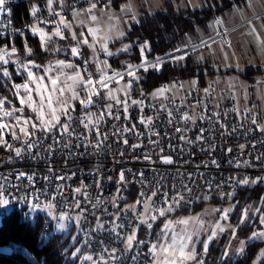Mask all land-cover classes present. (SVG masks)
<instances>
[{
    "label": "built area",
    "instance_id": "1",
    "mask_svg": "<svg viewBox=\"0 0 264 264\" xmlns=\"http://www.w3.org/2000/svg\"><path fill=\"white\" fill-rule=\"evenodd\" d=\"M116 1L121 0H99L97 5L106 7ZM93 2L96 0H53L49 7L48 0H8L9 13L0 15V21L3 22V26L0 27V37L15 39L21 35V32L31 30L32 25L40 29L56 30L57 23L63 19L70 27L66 28L61 24L60 31L62 35H68L73 30L77 35V39L73 40V46H76L77 40H82L76 25V17L82 9L90 6V3ZM25 5L28 9L26 16L22 8ZM33 7L37 9L35 15L32 14ZM224 33L225 31L222 30L221 34ZM175 49L181 51L176 52ZM175 49L149 59L154 61L156 57H161L166 62L171 61L167 54L183 55L185 58L196 50L192 45H183ZM80 51L82 56L77 57L80 70L84 73L86 68L94 81L99 80L101 77H97L92 69L86 44H81ZM85 59L89 61L87 65L83 63ZM113 73L124 74L125 72L110 70L104 76L112 77ZM120 79L119 76H116L108 81V85ZM193 81H195L194 84ZM170 85L175 88V91L168 89L166 95L160 98L147 96L137 89L132 90L128 95L130 99L127 113H124L120 105L112 103L115 105L113 111L120 110V119L114 120L105 117V122L101 125L102 128L112 133L117 128L123 129L125 126L131 127L135 124L136 131L124 133L122 137L109 135L108 140L98 151L88 148L85 152L82 146L76 148L74 145L78 141L72 138L73 146L70 149L58 148L50 156L41 152L39 158L32 159L27 155L23 158H16L11 149L2 145L4 154L0 160V181L3 177H7L10 181L5 197L9 200L7 206H13L12 209L20 208L27 218L44 217L47 228L53 225L49 213H53L56 218L61 212H67L74 217L79 211L78 209L73 211L59 203L50 211L40 207L36 208L39 209L37 212H32L31 205L36 202L35 196L39 194L40 190L51 192L56 184L65 183L55 179L59 175L71 176V179L66 181L70 187L65 193L69 204L72 202V189L79 187L81 183L87 186L88 197L93 203L97 197L103 201L98 206V210H93L91 204H85L83 197H79L82 201L81 206L87 207L89 212L96 211V215H101L104 208H107L108 212L116 211L112 207L111 201L116 195L117 188H121L123 196V199L118 203L121 208H126L128 205L136 203L141 191L148 193L149 189L154 190L156 181H161V192L153 198L157 206L160 204L164 191H167L169 196H174L177 191L182 192L184 200L175 210H192L200 200L204 199L205 195L225 199L228 197L227 193L235 195L248 187L264 185V181L248 185L236 183L244 177L249 178L250 181L256 177H264V131H261L264 128V109L257 106H238L235 99L221 91L217 83L213 81L202 82L197 77L177 78L171 82H163L159 87L168 88ZM101 92L104 94V89H101ZM131 100H143L142 109L140 105L131 104ZM103 104H109V99L106 96ZM76 108L74 116L81 114L82 106L76 105ZM89 110L96 112L97 107L91 106ZM169 112L172 113L171 118L168 116ZM184 114L192 119L182 120L181 116ZM125 115L131 119H125ZM141 116L152 117L153 123L151 125L140 124ZM169 119H171V123H169ZM254 119L255 124L253 123ZM177 128L180 131H176ZM201 129L204 130V140L196 141V137L201 134ZM79 130L83 131L82 128ZM155 133H159V135ZM181 135L196 142L186 143L185 140L180 139ZM3 138L13 148L21 146L19 141L12 139L10 132H6ZM124 138L129 141L127 145L122 143ZM151 141H158V143L153 144ZM50 142V140L44 141V143ZM133 144H139L140 147L132 148ZM213 145L214 147H212ZM241 145H244L243 149H241ZM161 148L163 152H161ZM145 155L151 156V160L143 159ZM164 155L171 156L173 163H163L161 156ZM9 156L13 157L11 161L8 159ZM213 159L217 162L216 164L211 163ZM245 161L248 163H244ZM238 163L239 166H237ZM49 168L54 171L50 173ZM129 169L131 171H128ZM120 171L125 172L130 183L125 185L117 183ZM18 172L28 175L35 174L34 186H29L26 177L17 179ZM139 172L144 173V178H146L144 184L140 182L142 178L139 175H134ZM73 173L75 175H72ZM109 176L112 179L109 180ZM44 177H49V180H45ZM49 181H51V186H49ZM97 183H99V187H97ZM183 185H188L191 192L185 191ZM21 197H27V199H21ZM46 202L47 198L41 196V205ZM2 209L0 207V213ZM143 210L142 205H136L137 212ZM86 215H88V219L80 222V229L86 227L89 222L95 223V218L92 215L87 213ZM128 215L131 216V212ZM165 216L159 217L153 226H156ZM102 218L109 219L107 213H103ZM141 229L146 234L148 233V229L144 226H141ZM106 235V233H100L99 237L103 238ZM137 237L145 241V244L140 246L143 249L141 261H144V264H151L153 257L148 253V239L141 236V231L137 232ZM79 238L84 240L81 231ZM84 253L94 254L95 258L100 254V246L95 241L91 246L84 244L83 252L79 255L83 256ZM127 255H131V253ZM145 256H147L146 261ZM77 264H91V262L78 259Z\"/></svg>",
    "mask_w": 264,
    "mask_h": 264
},
{
    "label": "snow or ice",
    "instance_id": "2",
    "mask_svg": "<svg viewBox=\"0 0 264 264\" xmlns=\"http://www.w3.org/2000/svg\"><path fill=\"white\" fill-rule=\"evenodd\" d=\"M8 0H0V15L9 13V8L7 7ZM49 7H51L53 0H48ZM99 0L96 2L90 3L87 12L91 13L92 10L97 8V4ZM37 9L33 7L32 14H36ZM58 15V14H57ZM91 19L95 21L97 17L95 15L91 16ZM63 24L64 27H70L69 24H66L63 19H61L57 23V29L54 35L61 37L64 36L60 31V25ZM3 26V22L0 21V27ZM31 31L36 34H40L41 38V46L44 47L47 40L50 38L47 33H45L42 29L36 27L35 25L31 26ZM93 31V30H89ZM23 35V32L20 33ZM81 36L83 33L80 34ZM123 35V33H121ZM72 39L76 40V33H72ZM88 40L85 38L83 40H77L76 46L71 47V55L73 57L82 56V52L80 51L81 44H88ZM129 45H125L123 49L120 51H127ZM149 43L145 41L142 45H140V51L143 53L148 50ZM47 50V49H45ZM106 55H113V53L109 52L105 47L103 49ZM176 52L181 51L180 49H175ZM17 52V49L12 46L11 48L5 47L0 49V74L3 77L10 78V73L5 65H8L11 61L12 56H14ZM25 53L30 56L32 54V49L27 46L25 43ZM168 58L171 60H183L184 56H175L172 54H167ZM18 63L17 74L19 75L21 71L27 73L28 82L24 84H14L12 87L15 89V95L19 98V102L22 106L31 107L33 112L36 113L35 118L33 117H24L23 115L15 116V123L12 125L6 123H0V145L11 149L14 152L16 158H23L25 155L30 156L32 159L39 158L41 152L47 153L49 156L53 154L58 148L70 149L72 145V138H75L78 143L74 146L76 148H80L81 146L85 149V152L88 148H93L95 150H100L104 143L108 140L109 135L122 137L124 133L127 132H135L136 125L133 124L131 127L125 126L123 129L117 128L114 132L109 133L108 131L102 128V123L105 122V117H109L114 120L120 119V110L116 109L113 111L115 105H120L123 108L124 113H127L129 106V99L127 92H125V99L120 100L116 98L111 90L107 93V98L115 101L114 104H103V100L105 99L104 94L101 92V89H106L108 87V81L113 79L116 76H119L121 79L123 75H127L131 77V79L127 82L126 88H130L131 84L134 80L139 79L136 75V72L140 69H143L147 72L149 69L160 70L162 65L165 63V60L161 57H156L154 61H148L146 57H143L141 63L139 65L133 66L128 65L124 74L121 73H113L112 77L101 76L99 80H93L92 75L87 72V69H84V73L77 72L75 77H69V79L78 80L79 83L83 86L82 91L86 94L81 98L79 92L73 90L71 100L78 101L79 105L82 106L81 114L74 116V113L77 111L76 105L69 103L67 100H61L59 103L61 107L59 108V113L57 108L53 107V99L51 95L45 97L43 95V89H45L46 85H41L39 81L43 80L44 77H35L32 69L40 67L36 65L34 61L27 60L24 62L13 61ZM57 65L72 67L71 64L65 65V61L58 60L56 61ZM85 65L89 63L87 59L83 61ZM85 76L87 78H85ZM33 81H36L35 91L39 96V100H35L33 98L32 92L33 88L29 87V84ZM195 81H193V84ZM51 84L55 86L57 84L56 79H51ZM19 89L24 90V94L21 95ZM51 91L59 92L61 95L63 94V89L53 88ZM164 89H157L156 92L152 93L153 96H158L163 93ZM6 103H11L7 97L0 98V110H2V115L4 117L14 116L16 112L23 113L24 107L15 108L13 107L11 110L3 109V105ZM131 104L140 105L141 109L143 107V100H131ZM91 106H96L97 111H90ZM168 116L171 118L172 113L169 112ZM47 117V118H46ZM63 117V121L61 120ZM125 119H131L128 115L124 116ZM181 119L184 121L192 119V117L184 114L181 116ZM75 121V123H74ZM140 124L143 125H151L153 123L152 117H144L141 116L139 120ZM169 123H171V119H169ZM255 124V119L253 120ZM82 128L83 131L79 129ZM5 130L10 131V135L13 140L19 141L21 146L13 148L11 144L8 143L7 140L3 138V132ZM176 131H180L179 128ZM186 131V129H185ZM235 131V129H233ZM264 131V128L261 129ZM201 134L196 137V141H203L204 130H200ZM40 133V135H37ZM94 134V135H93ZM142 135L143 133H139ZM159 135V133H155ZM181 140H185L186 143L192 144L196 141L186 139L184 135L180 136ZM50 140V143H44V141ZM153 144H157L158 141H151ZM122 143L128 144L129 141L124 138L122 139ZM132 148L140 147L139 144L131 145ZM214 147V145L212 146ZM241 149L244 148V145L240 146ZM231 151V149H228ZM161 152L163 149L161 148ZM83 154V153H81ZM123 155V153H121ZM9 161L13 159L12 156L8 157ZM145 160H151V156L145 155L143 157ZM259 159V157H257ZM161 160L163 163L171 164L173 163V159L169 155L161 156ZM212 164H216L217 162L213 159L211 161ZM244 163H248L245 161ZM218 166V165H217ZM239 166V163L237 164ZM54 170L49 168V172L52 173ZM128 171H131L130 169ZM34 175H28L24 172H18L16 174V178L20 179L21 177H26L29 182V186H34L35 180ZM72 175H75L73 173ZM134 175H139L141 179V183H145L144 173L139 172ZM45 180H49V177H44ZM58 181H64L65 183L56 184L54 190L51 192L47 190H40L39 194L35 196V203H32L31 207L33 209L43 207L47 210H52L56 207V204L59 203L62 206L66 205L70 210H79L76 212V215L70 216L67 212H61L58 219L61 221L59 224L60 229L65 228V224L63 221L74 219L77 224L80 222L87 221L88 215L90 214L95 218V223L92 224L89 222L86 227H82L80 229L83 232L84 240L83 243L86 246H91L92 242L95 241L100 246V254L95 256L94 254H88L80 256L78 254L81 253V248L76 247L75 251L71 252V256L73 258L82 259L83 261H90L91 264H144V261H141L140 257L143 254V249L140 247L145 244L144 240H140L137 237V232L141 231V226H144L146 229H152L153 223L159 218L163 217L168 213H171L175 210V208L179 207L181 201L184 200V196L182 192L177 191L174 196H169L167 191L162 193V199L160 200L159 206L153 201L154 197H157V194L161 192V181H156L154 185V190L149 189L148 193L141 191L139 197L136 200L134 205H128L126 208H121L118 201L123 199L121 194V188H117L116 195L113 196L111 204L112 207L116 209L114 212H108L107 208L103 209L101 215H96V211L89 212L87 207L81 206V199L79 197H83V202L85 204H91L93 210H98V206L103 203V201L97 197L95 202L93 203L91 199L88 197L87 186L81 183L79 187L72 189V202L69 204L68 199L65 195L67 189L70 187L66 181L71 179V176L68 175H59L55 177ZM108 179H112V177H108ZM259 181H264V177H256L253 180H249V178L244 177L236 183L240 185H248L249 183L255 184ZM126 177L124 171L119 172V178L117 183L119 185H125L130 183ZM10 181H8L7 177H3L2 181H0V207L7 206L9 204V200L6 197V193L8 192V186ZM49 186H51V181H49ZM97 187H99V183H97ZM174 187V186H173ZM211 187V185H209ZM219 187V186H218ZM183 189L185 191L191 192V188L188 185H183ZM232 193H227L228 197H231ZM46 197L47 202L41 205L40 197ZM21 199H27V197H21ZM264 200V198H262ZM136 205H142L143 211L137 212ZM251 206H249L250 208ZM249 208H246L240 218L239 223L243 224L248 217ZM221 212L220 219L227 221L229 219V212L231 208L217 210ZM131 212V216L128 213ZM103 213H107L109 219H103ZM123 213V216H122ZM255 213H260L259 215V223L264 226V212L261 211L260 208L255 209ZM254 213V215H255ZM182 224H187V220L179 221ZM171 221H168L164 224V228L162 232L167 234V230H169ZM228 227L232 228L231 237L229 240V244L225 246V250L221 253V260L225 257L231 258L234 255H243L247 246L256 240L264 241V227L259 230H255L251 233L250 236L247 237V240L239 239L236 233V228L232 227V225H228ZM225 231V227L222 226L219 222H217L208 235L207 239L202 241L203 243V254H207L209 251V243L217 237L219 233ZM100 233H106L107 235L103 238L99 237ZM93 234H96L95 236ZM76 237H73V240H76ZM191 236H177L173 234L171 237V242L167 245L165 244H149L148 245V253L152 255L153 260L151 264H185L186 261L196 260V264H205L202 256L197 260V254L195 251L194 245L189 247V243L191 242ZM236 240L237 245L235 247L232 246L231 241ZM79 242V241H77ZM131 255H127L130 254ZM163 255L164 260H160V256ZM145 261L147 260V256H145ZM254 264H264V249L261 250L260 255L257 257V260L254 261Z\"/></svg>",
    "mask_w": 264,
    "mask_h": 264
},
{
    "label": "rangeland",
    "instance_id": "3",
    "mask_svg": "<svg viewBox=\"0 0 264 264\" xmlns=\"http://www.w3.org/2000/svg\"><path fill=\"white\" fill-rule=\"evenodd\" d=\"M176 6L181 7H191V8H202L207 6L208 0H172ZM164 6V0H121L119 6L110 5L108 7L98 6L97 8L92 10L91 13L87 12L88 7L82 9L81 13L76 17V25L79 27V34L83 33L81 36L82 40L87 39L88 44L86 46L89 49V58L91 62H93L92 69L95 72L97 77L104 76L110 70H120L125 72L128 65H139L132 62H127L125 59H120V65L114 66L112 61L110 60L113 56H118L121 53H125L129 50L128 47L127 51H120L124 48L125 45H129L130 43L127 41H122L121 43H115L116 40H122L127 35L128 31L131 29V25L139 20V15L141 14L143 9L148 11H154L160 7ZM95 15L97 19L93 21L91 16ZM218 19H220L224 24V17L219 15ZM213 24H215V20L211 21V26L213 27V31H215L211 36H207L208 40H211L208 45L200 50L199 55L202 56L204 54L210 56L211 60H204L209 62L214 69L213 72L207 74L206 80L213 81L217 83L219 89L223 91L226 95L231 96L235 99L238 106H251V107H260L264 109V68L262 71L256 74L255 80L251 81L248 78L244 77L241 72L244 71L246 67H251L257 64H260L264 67V42L262 45L258 47L259 51L257 54H254L247 49V43L243 45L242 38V31L239 29L234 33L226 32L221 34L220 37L212 40L210 37L213 35L218 34V31L214 29ZM226 26V25H224ZM93 31H89V30ZM45 33L48 34L50 37L45 46L49 48L51 52L55 51V54L45 60L44 62L37 61L35 59H30L28 55L25 53V49L22 53L21 50L14 44L10 47L14 46L17 49V52L14 56H12L10 63L15 67L17 72L18 63L13 61H20L24 62L27 60H32L36 65L40 67L33 68L32 71L35 77H44L43 80L39 81L41 85H46L47 87L43 89V95L45 97L51 95L53 99V107L57 108L59 113V108L61 104L59 103L61 100H67L71 104H75L76 101L71 100L73 90L79 92L81 98L86 94L82 91V85L79 83L78 80L69 79V77H75L77 72H83L80 70L79 62L76 57L71 55V47H73V39L72 33H75L71 30V33L68 36H64L62 39L59 36L54 35L55 29H42ZM200 34L199 39H202L205 36V32L202 28L199 29ZM123 33V35H121ZM34 34V33H33ZM40 37L39 33H36ZM71 35V36H70ZM59 38V39H58ZM206 38L202 39L204 41ZM41 40V39H40ZM194 42L193 39L190 40L189 43ZM113 55H106L103 51L104 48ZM4 48V47H3ZM2 49V48H0ZM60 52H64L62 55ZM66 52H70L69 57L65 56ZM143 57H146L143 53ZM147 58V57H146ZM257 58L260 60L258 61ZM63 60L65 61V65L71 64L72 67L67 66H60L57 65L56 61ZM148 61L151 62L149 58ZM143 70V69H141ZM138 70L136 75L139 79L134 80L131 84L130 88H126L127 82L131 79V77L124 75V77L117 82L108 85L106 89H104V95L107 97V93L111 90L112 94L120 99H125V92L127 95L134 89L140 90L144 92L147 96L153 98H160L165 96L169 90L175 91L173 86H169L168 88L156 87L150 90H146L140 84V79L142 77V71ZM25 75V80L19 84H24L28 82L27 73L21 71L20 75ZM85 78H87L85 76ZM51 79H56L57 84L53 86L51 84ZM29 87L33 88V98L35 100H39V96L37 95L35 88H36V81H33L29 84ZM53 88L63 89V94L61 95L59 92L51 91ZM157 89H164L163 93L158 96H153L152 93L156 92ZM21 95L24 94L23 89H19ZM19 100V98H18ZM16 102H11L10 110L15 108L24 107V112L19 113L16 112L14 116L11 117H4L0 110V123H6L12 125L15 123V116L23 115L24 117H33L35 118L36 113L33 112L31 107H25L20 104L19 107H16L14 104ZM115 103L114 100L109 99V104ZM47 118V117H46ZM63 117H61V120ZM6 132H10L9 130H5L3 135ZM232 197V196H231ZM231 197H228L227 201L221 202H214L215 198H219L217 196H210L205 195L204 199H207L203 202L201 207L184 212L183 210L173 211L171 213L166 214L164 218H162L159 224L155 227L153 226L152 229H148L147 239L149 244H165L171 242V237L173 234L179 236H191L192 240L189 243V247L194 245L195 251L197 254V260L200 246L201 251L203 252V243L202 241L206 240L208 235L210 234L212 227L219 222L222 226L225 227V231L219 233L213 241L209 243V246L214 243L215 245L219 244L222 252L225 250V246L229 244V240L232 233V228L228 227V225H232V227H236V233L239 239L247 240V237L251 235V233L255 230L261 229L262 226L259 223V215L260 213H255L256 208H260L262 212H264V203L261 200L259 203L254 204L253 201L250 199L249 202L245 207H243L237 217H232V212L234 209V202L231 201ZM249 206H251L249 208ZM2 211L0 213V220H2L3 216L8 213L13 206H3ZM231 208L229 212V219L227 221L221 220V212L217 211ZM249 208L248 217L245 223L240 224V218L243 211ZM39 209H32V212H37ZM255 213V215H254ZM50 219L53 221V231L58 233H64L65 235H69L72 244H76V247L81 248V253L83 252L84 243L83 239L79 238L80 228L79 224L76 223L75 220H65L63 223L65 224L64 229L59 228V221L58 218L54 216L53 213H49ZM187 220V224H182L179 221ZM168 221H171V225L169 230H167V234L165 235L162 232L164 228V224ZM251 225V229L246 235H243L240 232V228L245 226L246 224ZM258 224V225H257ZM260 224V227H258ZM73 237H76V240H73ZM223 240V242H221ZM79 241V242H77ZM232 246L235 247L237 245L236 240L231 241ZM74 248V251H75ZM262 249H260L256 256L254 257L252 264L254 261L257 260V257L260 255ZM84 255H87L84 253ZM238 255H232L231 257L236 258ZM204 258V256H203ZM160 260L163 261V255L160 256ZM185 264H196V260L186 261ZM205 264H211L206 263Z\"/></svg>",
    "mask_w": 264,
    "mask_h": 264
},
{
    "label": "trees",
    "instance_id": "4",
    "mask_svg": "<svg viewBox=\"0 0 264 264\" xmlns=\"http://www.w3.org/2000/svg\"><path fill=\"white\" fill-rule=\"evenodd\" d=\"M242 1L244 0H214L208 2L207 6L202 8H191L177 7L172 0H164L162 8L154 11L143 9L139 15V20L131 25V29L124 39L115 41V43L129 42V50L118 56L111 57L110 60L114 66L120 65L121 58L127 62L139 64L143 58L140 45L145 41L149 43L148 50L144 52L147 58L164 54L179 46L189 45L191 39L198 40V29L208 30L209 23L213 18L230 9L233 4L241 3ZM119 3L120 1H116L111 5L119 6ZM22 8L26 16L28 14L26 5L22 6ZM77 28L80 31L78 26ZM40 39L31 30H26L23 35L15 39L0 37V48L10 47L14 44L23 53L25 43H27V46L32 49V54L29 58L44 62L52 57L55 51L51 52L48 47H42ZM196 51L190 53L183 60L166 61L158 71L149 69L145 72L140 69L142 71L141 86L146 90H150L160 86L163 82H171L177 78L189 79L192 77H197L202 82H205L207 74L213 72L214 68L209 65V62L201 59ZM87 52L89 55L88 47ZM60 53L62 55L64 52ZM69 54L70 52H66L65 56L69 57ZM4 67L8 68L10 78L3 77L0 74V98L7 97L9 101L16 102L14 104L16 107H19L20 102L15 95L16 90L12 86L23 82L25 75H18L11 63ZM260 71L262 70L259 66H249L241 74L253 81L256 74ZM10 105L13 104H4L3 109L10 110ZM75 105H79L78 101L75 102ZM3 154L4 150L2 145H0V160ZM263 195L264 185L262 184L248 187L235 195H231V201L235 204L232 217H237L239 211L247 205L250 199L254 204H257L262 200ZM206 200H200L192 210L201 207ZM227 200L228 197L225 199L219 197L211 201L221 202ZM182 210L184 212L192 211ZM50 226V228H47L45 218L42 216L33 219L27 218L20 208H14L6 213L0 223V264H77L78 259L71 256L76 244L71 243L69 235L54 232L52 230L53 225ZM251 227V225L246 224L240 228V232L246 235ZM141 236L147 238V234L143 229H141ZM198 249V258H200L203 252L200 246H198ZM260 249H264V241H252L243 255H239L236 258L225 257L221 260L222 249L220 245L212 243L209 246L208 253L203 254L204 262L211 264H252Z\"/></svg>",
    "mask_w": 264,
    "mask_h": 264
},
{
    "label": "crops",
    "instance_id": "5",
    "mask_svg": "<svg viewBox=\"0 0 264 264\" xmlns=\"http://www.w3.org/2000/svg\"><path fill=\"white\" fill-rule=\"evenodd\" d=\"M212 1L214 0H208V2ZM221 15L225 18V24L218 19L219 16L213 18L211 21L215 20L213 26L214 29L218 31V34L213 35L210 39L214 40L217 37L219 38L222 30H224L227 35V32L234 33L240 29L242 31V38H244L243 45L247 43V49H249L250 52L257 54L259 51L258 47L264 42V0H244L241 3H235L230 9L226 10ZM211 21L208 30L203 29L206 34L202 39H206L204 41L199 39L200 34L203 33H200L198 29V40L196 39L194 42L189 43V45L195 46L198 56L205 60H211L210 56L206 54L200 56L199 53L200 50L204 49L211 41L208 40V37L215 32L211 26ZM206 35L208 37H206ZM257 60L259 61L260 59L257 58ZM257 66H259L261 70L264 68L260 64L254 65L253 67ZM258 227H260V224Z\"/></svg>",
    "mask_w": 264,
    "mask_h": 264
}]
</instances>
